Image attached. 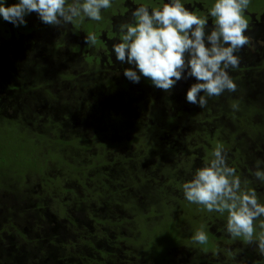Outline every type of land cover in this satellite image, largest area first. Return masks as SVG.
I'll use <instances>...</instances> for the list:
<instances>
[{"label": "rangeland", "instance_id": "374dc122", "mask_svg": "<svg viewBox=\"0 0 264 264\" xmlns=\"http://www.w3.org/2000/svg\"><path fill=\"white\" fill-rule=\"evenodd\" d=\"M128 1L133 6L125 11ZM155 1L112 0L111 6L114 4L119 7L120 13L108 15L110 24H107L106 16H101L100 24L104 26L106 37L97 36L95 45H88L85 39L88 33L94 32L85 33L81 28L71 32L66 29L67 25L57 27L45 24L35 12L27 15L26 25L21 26H14L0 16V47L8 48L11 45L12 57L10 59L5 52L4 58V51L0 49V144L7 152V157L4 154L3 157L6 159L11 155L12 159H24L30 151L22 149L23 139L39 142L41 139L37 135H44L47 139L42 141L37 172L26 171L21 175L6 177L8 189L0 187V195L5 199L11 197L14 201L10 204L17 207L27 205L34 208L39 205L37 211L46 217L48 230L53 233L60 225L56 214L62 207L69 209L71 216L81 222L86 207L89 211L92 207L96 209L95 215L103 220L116 217L118 220L120 217V221L123 220L120 226L125 236L136 228L131 219L139 212L146 215L163 208L171 209L172 214H182L181 202L186 201L183 184L213 158V152H207L213 147L210 142L207 143V139L213 138L216 127L218 131L227 133L231 140L224 146L228 153L227 163L236 172L238 170L242 189L244 185H248L258 192L257 196L264 194L263 186H258L264 183L253 175L256 162L264 157L263 142L251 136L238 144L240 137L232 135L227 126L222 125L225 120L211 109L214 103L204 107L215 115L211 123H201V120L190 123L187 116L176 115L172 110L183 105L165 101L167 92L156 88L150 79L141 75L140 81L134 83L124 75L125 68L135 66L116 59L113 45L119 43L122 36L119 26L133 21L132 12L136 7L145 4L151 9L155 7ZM4 2L5 6H10L19 0ZM214 2L215 0H187L182 3L193 12L197 10L196 14L199 16L209 18V10ZM68 3H72V0H68ZM252 9L264 10V2L257 0L256 5L249 3L246 10ZM78 19H88L87 24L82 26L89 29L98 26L83 15ZM262 19L263 14H255L251 29L245 33L251 43L235 53L240 57V63L238 68L230 70L234 83L245 90L253 85L258 89L260 83H256L264 81ZM92 23L95 25L91 26ZM29 27L34 29L27 31ZM212 27L208 23L206 31ZM7 31L11 32V37L5 34ZM13 36L15 39H12ZM99 39L105 41L106 46ZM10 40L12 42L8 46ZM15 55L22 59L17 60ZM97 57L98 61L90 62ZM102 59L107 62H100ZM67 75L70 76L69 79L62 78ZM181 80L183 84L196 82L195 77ZM109 81L114 84L116 92L108 88ZM131 90L137 93V97L135 93H129ZM236 90L239 91V88ZM125 99L130 103L125 104ZM183 102L186 105L182 108L188 113H198L199 105L191 104L187 99ZM155 105H161L164 110L158 112ZM108 108L110 113L105 110ZM169 116L181 123L176 126L168 123V127L163 128ZM58 117L63 122L57 125ZM151 117L161 121L159 131L152 134L148 130L149 126H155ZM56 120L57 123L54 124ZM156 128L155 126L154 129ZM149 134L156 137L158 142L152 155L139 151L138 141L135 140ZM79 137L82 141L75 142L72 139ZM11 139L17 141L15 146L9 144ZM71 140V143L68 142ZM18 145L20 146L17 147ZM51 152L58 153L62 162L52 161ZM56 183L65 188V192H59L55 188ZM96 188L101 191L103 198L92 203ZM258 202L264 204L263 200ZM194 205L204 213L201 224H206L205 231L213 236L211 239H214V246L209 239L204 245L194 243L193 238L183 244L188 237L181 241L179 230L183 235L193 237L195 231L191 222L196 220V215L186 218L181 215L178 219L180 229L178 230L176 223L169 228L170 249L173 250L168 255L173 258L174 263L195 260L198 264H264V255L260 254L256 243L249 244L241 238H233L226 230L227 220L215 218L208 221L206 216L209 213L204 206ZM34 218L28 217L24 230H29V224ZM258 220L261 224L264 216ZM86 223L87 226L91 225L88 219ZM260 231L262 229H257L258 233ZM10 236L17 239L18 243L22 242L15 230ZM258 236L259 234L256 235Z\"/></svg>", "mask_w": 264, "mask_h": 264}, {"label": "clouds", "instance_id": "9594fccd", "mask_svg": "<svg viewBox=\"0 0 264 264\" xmlns=\"http://www.w3.org/2000/svg\"><path fill=\"white\" fill-rule=\"evenodd\" d=\"M249 3L250 0H215L209 10L215 24L209 31L207 19L185 7L182 0H169L151 9L141 4L132 12L133 21L119 26L122 36L113 45L116 59L135 66L124 69L132 82L138 83L142 75L166 92L177 81L195 77L186 99L204 108L209 97L236 91L230 70L240 63L235 53L251 43L245 35L249 24L244 12ZM110 7L111 0H72L70 4L68 0H19L10 6L0 0V16L21 26L27 23L25 17L35 12L43 23L62 27L82 15L99 21L101 10ZM85 39L88 45L97 41L94 33H88ZM212 157L183 184L185 199L203 205L208 212H227V232L233 238L256 243L264 255V222L259 225V236L254 238V221L264 216V204L258 202L255 190L242 189L236 169L227 163L223 145L216 146ZM253 175L264 183V161L256 162ZM193 242H208L203 225L195 232Z\"/></svg>", "mask_w": 264, "mask_h": 264}, {"label": "trees", "instance_id": "16d2710c", "mask_svg": "<svg viewBox=\"0 0 264 264\" xmlns=\"http://www.w3.org/2000/svg\"><path fill=\"white\" fill-rule=\"evenodd\" d=\"M183 1L186 2L187 0H182V2ZM167 2H169V0H156L155 7H162V5ZM131 6H133L132 3L128 1L125 11ZM119 9V7H116L113 4L108 9H102L101 16H106L105 18H107L108 24V15L120 13L118 11ZM194 12L196 13L197 10ZM84 18L86 19L87 17ZM87 20L80 21L77 17L72 24L70 23V31L76 32L78 28H81L80 30H83L85 33L94 32L96 37L99 35L106 37L105 32L103 31L104 26L100 24L101 20H92L93 23L98 25L96 27L94 26V29H89V27L82 26L84 23L85 25L87 24ZM75 21L77 24H75ZM213 22L214 23H211L210 25L214 26V19ZM93 23L91 26L95 25ZM3 27H6V25ZM33 29L34 28L29 27L27 31H31ZM5 34H8L10 37L12 36L11 32L9 31H7ZM8 36L6 37L9 39ZM12 39H15V37L13 36ZM11 40L7 43L8 46L11 44ZM101 42L103 45V41ZM10 46L8 48L5 46L4 48L0 47V49L4 51V58L6 57V53H8L9 58L12 59L10 56ZM16 59L21 60L22 58L16 56ZM96 61H98V57L94 60L92 59L90 62ZM100 62H107V60L105 61V59H102ZM69 77L70 76L68 75L62 76L63 79H69ZM182 82L183 80L177 81L172 90L167 92L164 98L165 101L179 102V104L183 106L186 105L183 100H186L187 91L195 82L189 81L186 84H183ZM88 83L90 84V82ZM256 84H259L258 89L257 86L254 85L249 87L248 90L237 86L239 91H225L220 96L208 98L207 105L214 103L211 109L215 111L216 115L225 120L222 125L227 126L228 131H231L232 135H237L240 137L237 142L238 144H240L242 140L245 141L247 137L250 138L251 136H253L257 141L264 143V81H258ZM108 85L110 91H117L114 84L112 85L110 81L108 82ZM76 86L79 87V85ZM132 92L133 91L131 90L129 93ZM133 93H135L137 97V93ZM202 94L203 93H201V95ZM142 101L148 102L147 100ZM129 103L130 101L127 102L125 99V104ZM234 105L236 106L235 108L233 107ZM183 106L179 105V108H174L172 110L175 111L176 115L184 114L187 116V121L190 123H195L199 120H201V123H211V119H213L215 116L214 113L209 111L207 108H199L198 113L195 114L188 113L182 108ZM156 107L158 112L164 110L161 105H157ZM105 110L110 113L109 108ZM158 116L161 118V115ZM174 118L169 116V119L165 121V124L163 122V128H167L168 123H171V125L175 126L178 123H181ZM61 119L62 118L58 117V123L56 120L54 124H61L63 122ZM246 119L250 120L247 121ZM70 120L71 118L69 117L68 121ZM150 120L153 122V125L157 127L154 129L155 126H149L148 130L150 133L152 134L154 131H159L158 129L161 121L156 117H151ZM151 134L144 136L142 139L135 138V140L138 141V150L145 152L146 155H152L156 150V146L158 145L156 137ZM169 136H171V134H169ZM212 137L213 138L211 139H207V143L210 142L209 144L213 145L211 150H207L208 154L213 152L218 144L223 145L224 147L231 141L228 139V134L223 133L221 130L218 131L217 127ZM37 138H40L41 140L36 142V140L33 139H23L24 143L22 144V149L24 151H30V153H28L24 159L21 158L18 160H16L17 158L15 157L12 159L11 155L4 159L3 154L5 156L7 154L6 148L0 144L1 188L4 190L8 189L6 177L9 178L18 174L21 175L26 171L37 172L39 169V162H37V160L41 158L40 150L42 147V141L47 140L44 135H37ZM72 139H74L75 142L82 141L80 137ZM16 142L17 141H13V139H11L9 144L11 146H15ZM68 142L71 143L72 140ZM57 143H60V141H57ZM60 145L63 147L62 143ZM19 146L20 145L17 147ZM204 148L206 149V147ZM17 151L19 152V150ZM50 158L52 161H55V163L62 162V159L58 153L56 154V152H51ZM24 160H27V162L24 163ZM261 161H264V157L261 159ZM238 173L239 172L237 170L236 174L238 175ZM258 186L259 188L261 186L264 188V184H258ZM55 188L59 190V192H65V188L63 189V187H60V185H57V183L55 184ZM244 188L250 189L248 185H244ZM256 193L258 192L256 191ZM112 194H114V192H112ZM92 196V203L95 201L99 202L103 197L101 191L98 188H96ZM257 199L264 201V194L263 196H257ZM12 201L14 200H11V197L5 199V197L0 195V264H180L177 262L174 263L173 258L168 255V253H171V250H173L170 249L171 235L169 233V228L174 227V224L176 223L178 230L180 229L181 226L178 219L181 218V215L183 218L196 215V220L191 222L194 226L192 228L193 231L196 232L202 225L206 230V224H201L204 215V213L201 211V208L196 207L194 203H190L187 200L181 202L183 213L179 215L172 214L171 209L163 210V208H159V211L146 215L139 212L138 215L131 219V222H133L134 227L136 228L133 229L132 232L127 236H125L123 233V228L120 226L121 221L123 222L122 219L120 221V217L118 220L117 217L116 219L103 220L95 215L96 209H93V207L90 211L88 210V207L84 208V217H82V222L74 219L71 216L69 209L65 210V208L62 207L60 212L56 214V216L59 217L60 225L53 233L50 231V229L48 230V222L45 221L46 217L43 215V213H39L37 211V207L39 205H35L34 208H29L27 205L26 207H21V205L17 207L13 203L10 204ZM55 202L57 203V200H55ZM162 207H165V205H162ZM207 213H209L206 216L209 218L208 221H212L215 218H219L220 220H227L228 218L227 212L223 214L215 211ZM25 214L26 216L24 217ZM32 216L35 218L33 222L29 224V230L26 231L23 229V226L25 222L28 223V217L32 218ZM87 219L91 222L90 226L86 225ZM259 225L260 220L257 219L256 223L254 224V237L259 234L257 232V229H261ZM14 230L22 240L21 243H18L17 239L15 240V238L10 236ZM18 230H20V232H18ZM206 234L208 235L209 241L213 242L214 239H211L213 236L208 231H206ZM179 237L181 241H183L185 237H188L183 242V244L187 243L193 238L192 235H183L180 230ZM238 238H241L242 241H245L243 237ZM193 259L194 257L191 258V260ZM198 263L199 262L193 260L191 262L181 264Z\"/></svg>", "mask_w": 264, "mask_h": 264}, {"label": "flooded vegetation", "instance_id": "af4514ba", "mask_svg": "<svg viewBox=\"0 0 264 264\" xmlns=\"http://www.w3.org/2000/svg\"><path fill=\"white\" fill-rule=\"evenodd\" d=\"M262 2H264V0H262ZM250 3H252L253 5H256L257 4V0H250ZM259 13L263 14V19H262V21H260V23H261V25L264 26V22H263V20H264V10L263 9L262 10H260V9H252L251 11L245 10L244 15H245L246 19L248 20V24H249V28H248L247 31H249L251 29L252 25H253L255 14L259 15ZM206 19L209 21L208 23L211 24L214 18L213 17H209V18H206ZM67 26L68 27H66V29H70L71 28V24L70 23L67 24ZM103 44H104V46H106V42L105 41H103ZM213 243H214V240H213Z\"/></svg>", "mask_w": 264, "mask_h": 264}]
</instances>
